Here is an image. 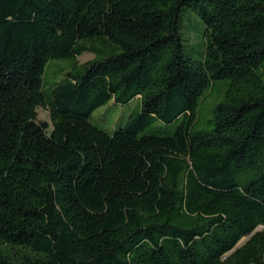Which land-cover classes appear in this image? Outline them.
Segmentation results:
<instances>
[{"label": "trees", "instance_id": "trees-1", "mask_svg": "<svg viewBox=\"0 0 264 264\" xmlns=\"http://www.w3.org/2000/svg\"><path fill=\"white\" fill-rule=\"evenodd\" d=\"M263 61L264 0H0V264H264ZM134 97L111 134L90 122Z\"/></svg>", "mask_w": 264, "mask_h": 264}, {"label": "rangeland", "instance_id": "rangeland-1", "mask_svg": "<svg viewBox=\"0 0 264 264\" xmlns=\"http://www.w3.org/2000/svg\"><path fill=\"white\" fill-rule=\"evenodd\" d=\"M180 31L183 34L185 31L192 32L187 35L190 37L193 36L192 39H183L186 55L196 60L202 59L204 52V42L202 41V37L204 36L205 28L201 19L190 9H185L181 14ZM95 44L99 48L101 47L99 41H95ZM93 56L94 53L85 51L77 56V60L78 62H82ZM70 64L71 60L68 58L48 60L43 69V83L46 85L59 81L63 77V72L70 66ZM258 71L264 82V61ZM226 86L227 80L216 81L210 92L201 100L198 107L200 123L204 122L211 116L212 108L222 99ZM139 102V98L136 97L126 103H116L111 99L94 108L90 112L89 120L92 124L103 129L108 134H111L117 128L125 126L128 116L138 110ZM37 118L49 122L48 113L42 108H37ZM176 125L177 122L175 121L163 123L160 120H153L148 123L142 131L166 135L172 133L176 128ZM244 239L245 237L241 238L239 242Z\"/></svg>", "mask_w": 264, "mask_h": 264}]
</instances>
